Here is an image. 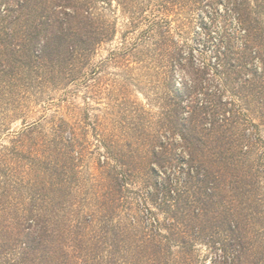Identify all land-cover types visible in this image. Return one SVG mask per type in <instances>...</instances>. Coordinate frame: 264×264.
<instances>
[{
  "label": "trees",
  "instance_id": "16d2710c",
  "mask_svg": "<svg viewBox=\"0 0 264 264\" xmlns=\"http://www.w3.org/2000/svg\"><path fill=\"white\" fill-rule=\"evenodd\" d=\"M109 2L0 0V126L25 115L31 97L77 82L92 66L115 29L99 7ZM227 2L236 26L216 42L215 59L191 78L180 79L174 63L157 72L166 95L156 131H169L182 148L160 156L183 175L163 188L167 222L152 232L115 222L128 174L153 169L146 160L155 140L141 143L133 163L108 148L95 202L85 204L79 158L65 152L78 141L63 118L43 138L40 118L0 149V264H199L195 242L218 234L216 264H264V138L252 129L254 115L264 119V0Z\"/></svg>",
  "mask_w": 264,
  "mask_h": 264
},
{
  "label": "rangeland",
  "instance_id": "374dc122",
  "mask_svg": "<svg viewBox=\"0 0 264 264\" xmlns=\"http://www.w3.org/2000/svg\"><path fill=\"white\" fill-rule=\"evenodd\" d=\"M232 6L227 0L101 3V13L115 28L111 39L97 47L92 66L83 69L77 82L57 89L48 88L40 97L28 99L29 109L25 115L7 117L5 125L0 126V149L2 145L9 146L26 123L40 118L45 119L41 135L51 138V124L63 118L69 124L66 135L69 137L72 133L78 141L65 152L79 158L76 160L81 178L78 192L88 199L87 204L95 202L94 192L106 174L100 165L111 156L108 148L133 163L139 160L141 143L155 140L156 152L148 154L146 160L153 169L149 164V168L146 166L144 170L126 175L129 184L123 193L120 217L115 218V222L124 225L132 220L138 228L158 231L169 215L167 208L161 205L163 188L175 184L181 174L177 171L179 167L160 161V156L168 159L179 144L169 131H156L166 95L157 72L161 71L162 64L174 63L182 79L184 75L192 76L198 64L213 61L216 42L225 28L236 26L237 14L230 10ZM161 48L175 60L158 54ZM191 60L192 66L188 64ZM253 118L258 125L252 129L264 138L263 117L254 115ZM161 144L168 147V152L161 154ZM181 149H175L177 156L182 154ZM161 232L166 233L163 227ZM223 240V235L219 234L197 239L195 253L199 264H216L223 252Z\"/></svg>",
  "mask_w": 264,
  "mask_h": 264
}]
</instances>
